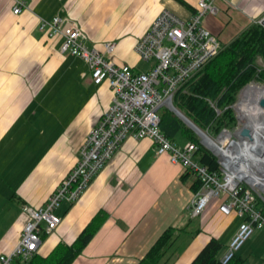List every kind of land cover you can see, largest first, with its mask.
<instances>
[{"label":"crops","instance_id":"1","mask_svg":"<svg viewBox=\"0 0 264 264\" xmlns=\"http://www.w3.org/2000/svg\"><path fill=\"white\" fill-rule=\"evenodd\" d=\"M184 1L193 9L176 0H26L29 10L16 16L12 0H0V255L21 239L29 221L24 206L48 202L114 100L107 83H94L85 60L61 52L62 38L39 30L40 21L69 19L83 29L90 49L117 42L114 62L136 71L135 45L164 9L183 19L197 11L199 0ZM214 5L216 14L203 16L201 25L222 47L264 18V0ZM177 139L181 146L190 142ZM197 180L168 155H157L150 139L128 138L80 200L61 203L56 213L62 223L43 237L38 254L48 256L60 242L72 244L103 211L107 221L73 264H137L170 227L182 230L172 264H190L213 238L224 255L242 219L223 215L216 203L194 216ZM256 234L254 247L242 254L248 241L237 253L244 264L255 255L256 264H264V231Z\"/></svg>","mask_w":264,"mask_h":264},{"label":"built area","instance_id":"2","mask_svg":"<svg viewBox=\"0 0 264 264\" xmlns=\"http://www.w3.org/2000/svg\"><path fill=\"white\" fill-rule=\"evenodd\" d=\"M214 1L199 0L197 11L189 19L164 9L135 45L139 58L152 63L149 70L142 73L114 62L117 42L105 43L103 51L90 49L84 44L83 29L69 19L55 16L52 20L40 21L39 30L49 39L62 38L61 52L85 60L91 68L94 83H107L114 92V100L87 135L76 166L48 202L39 208L24 206L29 221L18 244L0 255V264L29 263L38 254L43 237L61 225L62 218L56 213L61 203L80 200L128 138L150 139L157 155H168L171 163L183 166L200 180L201 188L195 193L190 207L194 216H203L216 203L223 215H236L242 219L222 256L223 264L234 259L257 232L264 231V210L258 205L259 202L264 204V152L256 149L253 157H258L252 161L241 158L243 145L248 142L239 135L243 127L224 130L217 138L219 144L224 141L226 153L218 154L209 147L218 160L216 171H210L196 157L198 147L195 143L181 146L160 129V110L164 107L170 110L180 88L223 48L218 38L201 25L203 16L216 14ZM12 2L13 15L29 10L26 0ZM258 24L264 26V18Z\"/></svg>","mask_w":264,"mask_h":264},{"label":"trees","instance_id":"3","mask_svg":"<svg viewBox=\"0 0 264 264\" xmlns=\"http://www.w3.org/2000/svg\"><path fill=\"white\" fill-rule=\"evenodd\" d=\"M193 9L184 0H176ZM264 59V26L254 24L226 46L175 94L173 104L197 127L215 139L224 130L234 131L237 120L232 110L240 91L258 74V60ZM259 80L264 82V69ZM160 129L178 144V136L197 145V158L210 171L219 169L217 157L207 149L201 139L175 113L166 108L160 110ZM187 172V171H186ZM189 175L190 173L187 172ZM201 188L200 180L194 184V192ZM258 205L264 210V204ZM108 219V214L98 212L72 244L60 242L48 256L37 254L24 264H73L83 253ZM185 231V230H184ZM181 229L170 227L157 239L137 264H172L176 258V244ZM224 246L218 239H211L190 264H223ZM236 256L228 264H244Z\"/></svg>","mask_w":264,"mask_h":264},{"label":"bare ground","instance_id":"4","mask_svg":"<svg viewBox=\"0 0 264 264\" xmlns=\"http://www.w3.org/2000/svg\"><path fill=\"white\" fill-rule=\"evenodd\" d=\"M262 101H264V86L253 84L243 91L237 107L241 114V121L253 133V140L245 139L248 142L243 145V152L240 154L241 158H247L249 161L258 157H253L256 149L264 152V106L261 105ZM225 137H223V140H225ZM205 140L207 145L216 153L223 154L227 152L226 148L222 145L224 141H221L222 143L219 144L213 139Z\"/></svg>","mask_w":264,"mask_h":264},{"label":"rangeland","instance_id":"5","mask_svg":"<svg viewBox=\"0 0 264 264\" xmlns=\"http://www.w3.org/2000/svg\"><path fill=\"white\" fill-rule=\"evenodd\" d=\"M222 46V45H221ZM226 46H223V48H222V50L225 48ZM221 50V51H222ZM220 51V52H221ZM220 54V53H219ZM218 54V55H219ZM217 55V56H218ZM138 56V55H137ZM216 56V57H217ZM215 57V58H216ZM137 60H138V66H137V70L135 71L136 73H142V72H147L148 70H149V68L151 67V65H152V63H148V62H145V61H143V60H141L140 58H139V56L137 57ZM213 60V59H212ZM211 60V61H212ZM210 61V62H211ZM209 62V63H210ZM261 69H264V59H259L258 60V74L250 81V83L248 84V85H246L241 91H240V93L238 94V96H237V100H236V102L232 105V110H233V113H234V115H235V117H236V120H237V125L239 126V127H244L245 125H244V123L241 121V117H240V113H239V111H238V109H237V107H238V104H239V102H240V100H241V96H242V93H243V91L247 88V87H249L250 85H253V84H257V85H261V86H264V82H262V81H260L259 79V73H260V70ZM164 108H166V107H164ZM166 109H168V108H166ZM169 110V109H168ZM171 111V110H170ZM172 112V111H171ZM193 131V130H192ZM194 132V131H193ZM204 132H206V131H204ZM207 133V135H209V133L208 132H206ZM200 139H201V137L199 136V135H197ZM209 137H211L210 135H209ZM219 137V136H218ZM217 137V138H218ZM212 138V137H211ZM217 138H215V139H213V140H215L216 142H219V139H217ZM197 157V156H196ZM261 232V231H260ZM257 233H259V232H257ZM256 237H257V234H255L250 240H249V242L246 244V246H245V248H244V250L242 251V254H244V252H246L247 251V248L249 247V246H252V248L254 247V240L256 239ZM185 243L184 242H182L181 244H179L178 245V248H181V247H183V245H184ZM228 246V245H227ZM258 247V246H257ZM257 247H256V250H257ZM260 247V246H259ZM262 248H264L263 246L259 249V250H261ZM256 250H255V252H256ZM253 252H254V249H253ZM259 255V254H258ZM256 258H257V256L255 255V256H252V258L249 260V262L247 263V264H256V262H257V260H256Z\"/></svg>","mask_w":264,"mask_h":264},{"label":"water","instance_id":"6","mask_svg":"<svg viewBox=\"0 0 264 264\" xmlns=\"http://www.w3.org/2000/svg\"><path fill=\"white\" fill-rule=\"evenodd\" d=\"M261 105L264 106V101L261 102ZM170 110L175 113L191 130H193L197 135H199L201 137V143L208 149L209 146L206 143L205 139H212L211 137H209V135H207L206 132H204L203 130H201L199 127H197L189 118H187L178 108H176L174 106V104H172V107L170 108ZM252 131L247 127L244 126L242 128V130L240 131L239 135L245 139L248 140H253V135H252Z\"/></svg>","mask_w":264,"mask_h":264}]
</instances>
